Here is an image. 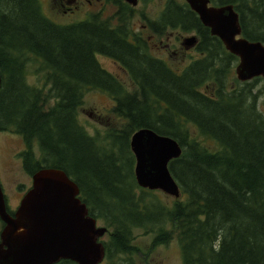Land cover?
<instances>
[{
	"label": "trees",
	"instance_id": "trees-1",
	"mask_svg": "<svg viewBox=\"0 0 264 264\" xmlns=\"http://www.w3.org/2000/svg\"><path fill=\"white\" fill-rule=\"evenodd\" d=\"M214 2L233 3L244 35L264 43V0ZM116 6L107 19L93 13L58 29L34 19L35 7L27 12L21 0H3L0 15L8 10L11 16L0 34L13 43L0 52L9 77L0 87V132L22 139L20 158L29 174L56 167L77 183L88 214L106 223V264H135L138 228L155 233L152 246L175 240L184 264H264V116L256 104L262 91H254L262 77L229 83L236 57L184 1L166 0L156 22L147 21V30L158 35L176 28L197 33L201 56L180 72L151 54L143 26L139 34L132 31L135 8ZM27 54L47 70L40 86L25 80ZM98 56L117 62L132 89L105 70ZM89 90L112 98L121 128L88 133L78 112ZM141 127L182 146V154L169 162L181 198L145 202L154 192L137 185L129 148V137ZM121 253L127 258L118 259Z\"/></svg>",
	"mask_w": 264,
	"mask_h": 264
},
{
	"label": "water",
	"instance_id": "water-1",
	"mask_svg": "<svg viewBox=\"0 0 264 264\" xmlns=\"http://www.w3.org/2000/svg\"><path fill=\"white\" fill-rule=\"evenodd\" d=\"M126 1L137 3V0ZM185 1L210 28L211 34L218 36L230 53L239 56L237 79L243 81L261 75L264 78V45L261 41L235 38L240 25L232 5L210 6V0ZM186 41L193 45L195 39L189 37ZM129 148L139 187L160 190L175 198L180 195L179 184L169 170V162L182 154V146L175 138L141 127L129 137ZM63 210L67 225L56 230L50 216ZM0 216L5 222L0 264H52L60 259H70L76 264H100L104 259L105 246L99 237L107 228L98 226L96 218L88 214L77 183L60 168L44 166L31 175V187L22 196L15 217L5 211L0 188ZM42 229L46 236L40 235Z\"/></svg>",
	"mask_w": 264,
	"mask_h": 264
},
{
	"label": "rangeland",
	"instance_id": "rangeland-1",
	"mask_svg": "<svg viewBox=\"0 0 264 264\" xmlns=\"http://www.w3.org/2000/svg\"><path fill=\"white\" fill-rule=\"evenodd\" d=\"M214 1H212L211 4L217 6L218 4H216V2ZM165 2L166 0H138L137 6L134 7V16L131 20L132 31L134 33L139 34V30L141 29L140 27L142 26V24H145L148 20L156 22L159 13L164 7ZM30 6H35L37 15H43L46 12V7L43 4H40L37 0H32ZM49 9L53 12L55 19L61 21H69L76 20L77 18H80L81 16L86 14L90 15L91 13L100 12L101 9V18L106 19L105 15L112 16L116 11L117 6L110 5L107 9H103V5H101L100 3L93 2L90 8L89 6H83L77 13H72V15L70 16L62 14V12L58 10L54 1L52 5H49ZM6 11V13L10 14V11ZM26 11L31 12V9L26 8ZM141 13L144 14L145 20L141 18ZM37 19H41L43 22L49 23L47 24L48 26L50 24L56 26L55 23L45 18L44 16L37 17L36 20ZM112 22V25H114V19ZM144 35L148 37L149 35H151V32L149 30H146L144 32ZM190 35H197V33L195 32V30L181 31L177 28L167 30L165 35L161 37L156 36L151 41V44H153V49H151L152 55L165 60L169 64V66L172 67L176 72H180L184 66L190 64L195 59L201 56V52L199 53L195 49V45L190 44V41H186L187 46L183 44V38ZM152 36L153 35H151V37ZM247 39L250 40L249 38ZM30 59L28 60V62H25V69L27 70L26 80L29 84L40 86L43 83V79L45 78L47 70L45 68L40 67L38 65V62H33V59L32 61ZM98 60L101 66L108 70L115 77H117L127 90L132 89V81L130 77L122 67L117 65V62L113 61L112 59L106 56H98ZM5 66L7 68V71H11V66H8L6 61ZM38 66L39 69L35 70ZM231 71L232 79L229 81V83L236 85L237 83L235 82V78L237 77L236 75H234V64L231 66ZM3 80L8 81L9 77L8 74L2 70V81ZM238 80L243 83L242 80ZM258 80L259 81L256 82L254 85V91L256 93L259 91L262 92L259 95L256 104L263 111L262 114L264 116V79L258 78ZM113 105L114 101L105 92L99 90H89L83 96V103L81 109L78 112L79 122L86 128L88 133L91 135H94L98 131L100 133H103L112 126L121 128L120 122L114 119V113L112 111ZM189 129L193 134H196L195 128L192 125L189 126ZM199 138L202 139L203 142L207 145V141L202 136H200ZM23 149L24 143L18 134L14 132L11 133L8 131L0 132V178L8 182L7 192L9 195L13 194V196H16L15 199L18 198L17 193H22V191L24 189H27L28 185L30 186L31 184V176L22 165L21 158L19 156L20 152ZM132 158L134 165L135 161L133 155ZM21 184L23 188L20 189ZM144 189L147 191L154 192L155 198H145V202L150 204L162 201L171 202L176 198H181L182 195L180 192L181 195L175 198L174 196L168 195L160 190H149L147 188ZM137 192L139 193V190H137ZM13 196H11L12 202L14 201ZM97 225L106 227V223L101 219H97ZM154 234V232L145 234L142 229H136V231L134 232L135 237L133 240V244H136V246L138 247V251L132 256L131 260L135 264H184L182 260L181 251L177 242L175 240H172L170 243L167 244H158L152 246L151 242L153 240ZM106 236L103 237L101 240L106 241ZM4 249H8V247L4 245ZM117 258L126 259L127 256L125 255V253H121L117 256ZM106 262L107 258H105L103 264H106Z\"/></svg>",
	"mask_w": 264,
	"mask_h": 264
},
{
	"label": "flooded vegetation",
	"instance_id": "flooded-vegetation-1",
	"mask_svg": "<svg viewBox=\"0 0 264 264\" xmlns=\"http://www.w3.org/2000/svg\"><path fill=\"white\" fill-rule=\"evenodd\" d=\"M5 2L7 1V0H4ZM22 2H24V4H25V10H26V8H29V6H30V4L32 3V0H21ZM40 4H43L45 7H46V12H45V14H43V15H33V17H34V19L36 18V17H41V16H44L45 18H47V19H49L50 21H52L53 23H55L56 25H57V27L59 28V29H62V28H66V27H69V26H71V25H73V24H76V23H78V22H82V21H84V20H86V19H89L90 17H91V15L93 14V13H91L90 15H88V14H86V15H83V16H81L80 18H77L76 20H69V21H61V20H57V19H55V16L53 15V12L52 11H50V9H49V5H52V3H53V1H54V3H55V5L57 6V8H58V10L60 11V12H62V14H66V15H68V16H70V15H72V13H77L80 9H81V7H83V6H89V8L91 7V5L93 4V2H95V3H100L101 5H103V9H107L108 8V6H110V5H116L117 3H122V2H124V3H128V2H126L125 0H52V3H51V0H37ZM184 2H186L185 0H183ZM2 2H3V0L1 1L0 0V6L2 5ZM211 2H212V0H210L209 1V5L210 6H215V5H212L211 4ZM33 3H34V1H33ZM137 3H138V0H137ZM187 3V2H186ZM188 4V3H187ZM228 4H230V5H233V8H234V10L237 12V14H238V18H239V25H240V34L239 35H236L235 36V38H238V37H244V38H246V36L244 35V32H243V26H242V23H241V20H240V14H239V12L236 10V8H235V6H234V4L233 3H225V4H221L222 6H224V5H228ZM221 5H217V6H221ZM188 6H189V4H188ZM35 7V6H34ZM3 7H0V9H2ZM189 8L191 9V7L189 6ZM3 10V9H2ZM192 10V9H191ZM193 11V10H192ZM101 12H102V9H101V11H100V17H101ZM194 12V11H193ZM196 13V12H195ZM197 14V13H196ZM11 16V14H9V13H3L2 15H0V26L2 25V27L4 26V25H7V23H8V21H7V18L6 17H10ZM13 16V15H12ZM105 17H106V19L107 18H109L110 17V15H105ZM199 18V17H198ZM46 24H49V23H46ZM142 26H143V30L145 31V30H147V22L145 23V24H142ZM205 26V25H204ZM207 27V26H206ZM208 29H209V33L211 34V31H210V28L209 27H207ZM151 32V35H153L152 37H151V35H149L148 37L145 35V37H146V42H148V44H149V48H150V52H151V49H153L152 48V45L153 44H151V41L153 40V38L154 37H156V36H158V37H161V36H163V35H165L166 34V31H162L161 32V34L160 35H158L157 34V32H155V31H150ZM139 33H141V32H139ZM60 34V33H59ZM212 36H215V35H213V34H211ZM198 35H190V36H187V37H184L183 38V44H185V41L187 40V38H189V37H194V39H195V42H194V44L193 45H197L198 44V42H199V38L197 37ZM215 37H217V36H215ZM218 38V37H217ZM219 39V38H218ZM159 40V39H158ZM220 40V39H219ZM221 41V40H220ZM222 42V41H221ZM0 43H1V45H0V52H3V53H6L7 51H10L11 49V44L13 43L12 42V40H9V39H5V38H3L2 36H1V34H0ZM223 44V43H222ZM186 45V44H185ZM187 46V45H186ZM224 46V45H223ZM16 49H13L12 50V52H14ZM21 51H26L27 50V47H23V48H21L20 49ZM230 53V52H229ZM151 54H152V52H151ZM231 55H233V56H235L236 57V60H234V73H235V75H236V77H237V66H238V64H239V61H240V58H239V56H236V55H234V54H232V53H230ZM28 56H27V60H29L30 59V55L29 54H27ZM111 59V58H110ZM114 61V60H113ZM100 63V62H99ZM105 69V68H104ZM22 70H26L25 69V62H24V64H23V66H22ZM106 70V69H105ZM108 71V70H107ZM109 72V71H108ZM238 78V77H237ZM256 78H258V77H253V78H251V79H246V80H244V81H251L252 79H256ZM27 79V75H26V73H25V80ZM1 84H2V70H1V66H0V87H1ZM24 150V149H23ZM22 150V151H23ZM21 153V152H20ZM20 156V155H19ZM21 163H22V160H21ZM30 176H31V174H30ZM8 182L7 181H4V180H2L1 178H0V188H1V190H2V193H3V198H4V204H5V211L7 212V214H9L10 216H12V217H15V213H16V210H17V207H18V205H19V203H20V200H21V198H22V196L24 195V193L31 187V184H30V186L28 185V188L27 189H24L23 191H22V193H17V195H18V198L17 199H15L16 198V196H13V194H8V192H7V187H8V184H7ZM21 188H23V186H22V184H21V187H20V189ZM11 196H13V199H14V201L12 202V200H11ZM4 225H5V222L3 221V219L1 218V216H0V242H1V230L3 229V227H4ZM107 235V233H105V236ZM105 236H101V238H99V239H102L103 237H105ZM62 260H67V259H62ZM61 261V260H60ZM59 261V262H60ZM104 261H105V257H104V259H103V261L101 262V264H103L104 263ZM59 262H57L56 264H58Z\"/></svg>",
	"mask_w": 264,
	"mask_h": 264
},
{
	"label": "bare ground",
	"instance_id": "bare-ground-1",
	"mask_svg": "<svg viewBox=\"0 0 264 264\" xmlns=\"http://www.w3.org/2000/svg\"><path fill=\"white\" fill-rule=\"evenodd\" d=\"M223 18H224V16H222ZM219 21H220V24L222 25V21H221V19H220V16H219ZM226 21H227V19H225L224 21H223V25L226 23ZM211 35V34H210ZM198 37V36H197ZM196 49V48H195ZM262 80V79H261ZM50 218H51V220H52V222H53V224H54V226H55V228H56V230H57V228H63L65 225H67V222H68V219H66V211H58L57 212V214L54 216V217H52V216H50ZM42 234H44L45 236H46V233H45V231L42 229V232H40V235H42ZM35 238H38V236H37V233L35 234ZM60 260H62V259H60ZM59 260V261H60ZM67 260H70V259H67ZM59 261H57V262H59ZM72 261V260H71ZM57 262H54V263H52V264H56ZM74 262V261H73ZM75 263V262H74Z\"/></svg>",
	"mask_w": 264,
	"mask_h": 264
}]
</instances>
